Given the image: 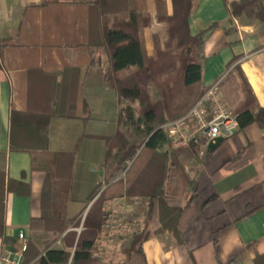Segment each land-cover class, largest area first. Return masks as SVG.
Masks as SVG:
<instances>
[{
  "label": "crops",
  "instance_id": "0c3cea01",
  "mask_svg": "<svg viewBox=\"0 0 264 264\" xmlns=\"http://www.w3.org/2000/svg\"><path fill=\"white\" fill-rule=\"evenodd\" d=\"M121 1L127 6L104 14L93 0H0V264H15L16 253L32 239L39 244L49 240L34 235L30 221L45 206L49 175L43 166L52 168L55 154L77 153L68 167L62 165L69 184L59 193L69 197L65 214L79 216L80 229L117 172L115 158L106 162L105 153L109 138L125 130L118 122L117 92L105 81L110 59L104 28L127 22L131 9L139 22L147 17L139 26L147 58L154 53L155 39L165 36L159 17L173 14L172 0ZM229 5L227 0H191L188 31L192 36L206 31L199 53L201 79L194 90L227 74L222 93L234 112L244 105V86L256 107L264 109V22L244 16L228 21ZM11 110L27 117L51 116L46 150L10 149ZM33 126L15 128L13 137L31 146L45 144L43 136L33 134L37 123ZM200 158L186 167L193 187L184 201H194L184 212L180 241L168 232H151L142 243L146 264H264V130L250 124L215 148L208 145ZM97 185L99 192L88 200ZM138 205L119 196L103 202L101 210L111 206L124 214ZM99 238L96 242L108 244ZM122 259L103 257L101 262Z\"/></svg>",
  "mask_w": 264,
  "mask_h": 264
},
{
  "label": "trees",
  "instance_id": "16d2710c",
  "mask_svg": "<svg viewBox=\"0 0 264 264\" xmlns=\"http://www.w3.org/2000/svg\"><path fill=\"white\" fill-rule=\"evenodd\" d=\"M54 1V0H52ZM50 0V2H52ZM96 8L107 14L113 8L127 6L121 0H93ZM127 1V0H125ZM173 14L171 16H160L159 19L165 24V36L172 50L170 55L166 54L165 61L154 59L158 47L154 50V56L145 57L140 40V23L146 24L147 17L139 22L137 11L129 10V19L125 23L115 24L113 27H105L103 31L104 46L108 49L110 66L105 74L106 83L114 88L119 99L120 109L118 114L119 124H131L135 128L143 129L145 141L142 146L128 143L117 134L109 138L106 148V162L111 160L112 151L115 148L118 155L115 158L118 167L117 173H124L127 179L112 181L104 190V194L91 206L83 220L80 232L68 230L78 227L80 217L68 218L65 214V206L68 196L59 193L69 182L68 167L72 154H55L48 165L43 166L48 172V184L44 188L46 203L42 214L30 221L31 229L42 228L51 232L66 231L63 235L64 247L54 248L47 246L42 252L28 241L23 251V264L33 260L34 264H102L99 259H94L93 249L97 237L101 233L103 223V202L115 197L145 198L147 204L144 214V226L152 223L155 230L150 231L147 227L141 233L133 236L128 248L122 253L123 259L117 264H146L142 243L151 233L172 234L180 241L181 221L187 208H190L193 197L183 206L182 201L186 193L193 187V179L185 170V164L189 157L198 156L199 148L189 146L177 150L165 149L164 145L171 144L170 139L158 127L172 119L186 113L193 103L206 90H194V86L201 79L202 65L200 63V49L203 44L204 34L202 31L194 36L188 31L187 19L191 8V0H172ZM229 20L232 16L245 14L264 22V0H239L228 7ZM215 25H211L210 29ZM209 30V29H208ZM196 44L199 53L194 56L190 54L191 47ZM134 67L127 75H117L122 70ZM179 69V70H177ZM178 71L179 75L173 81L168 78V73ZM167 76V77H166ZM227 74L218 83L219 91L224 101L229 104L227 97L222 93L223 81ZM166 77V79H164ZM168 78V79H167ZM148 84L155 85L160 98L150 102L145 90ZM245 101L242 109L237 113L238 131L250 124H256L264 130V109L256 107L254 97L250 90L244 86ZM180 92L176 101L169 105L168 98L172 92ZM137 103L141 108V114H135L132 103ZM229 106V105H228ZM256 108V109H255ZM22 114L11 110L10 121V149L40 151L46 150L47 128L50 115L37 116ZM164 117V120L161 121ZM37 120V131L33 134L43 136L45 144L31 146L24 141L15 140L14 130L35 128L33 122ZM117 139V141H115ZM139 150V152H137ZM117 153V152H116ZM113 159V158H112ZM65 161L62 163L61 161ZM115 174L113 176H115ZM109 182V179L107 183ZM100 185L94 187L87 196L91 200L100 190ZM187 205V206H186ZM63 233V232H62ZM257 261V258H256ZM112 264V263H104Z\"/></svg>",
  "mask_w": 264,
  "mask_h": 264
},
{
  "label": "rangeland",
  "instance_id": "374dc122",
  "mask_svg": "<svg viewBox=\"0 0 264 264\" xmlns=\"http://www.w3.org/2000/svg\"><path fill=\"white\" fill-rule=\"evenodd\" d=\"M237 1L239 0L232 1L229 4L233 2H237ZM240 16H244L245 18L249 20H257V18H254V16L250 17V16H246L245 14H242ZM240 16H236V17H240ZM233 17L234 16H232V18ZM169 44L170 43H168L166 37H164L163 40L155 39V43H154L155 48L158 47L159 49H157V52L155 56L153 55L154 56L153 58L158 61H165L166 58H168L166 57V54L170 55L172 53V50L169 48ZM198 53H199V48L196 44H194L190 49V54L196 56ZM177 70L172 74L168 73V78L172 77L171 79H173V81L176 80L179 75ZM166 77L164 79H166ZM145 90L147 91L146 95L150 99V102H153L160 98V94L157 92L155 85L148 84ZM179 93H180L179 91L172 92V94L168 98L169 105H171L172 102L174 103L176 101L177 96H181ZM132 107L135 111V114H138V115L141 114L142 108L137 103L135 102L132 103ZM159 118H162L161 121L164 120V117L162 116H160ZM119 125L125 130L124 134L123 133L122 135L117 134L119 137L125 139L128 143H134L137 146L143 145V142L145 141V134L143 133L142 128L141 129L135 128V126L129 123L127 124L120 123ZM104 127H108V125L104 124ZM115 141H117V139H115ZM165 149L177 150L179 149V147H174L172 144H168V145H164V148H162L160 151L163 152ZM111 151H112V158H116L118 155L117 149L113 148L111 149ZM137 152H139V150ZM76 156H77V153H73L70 156L71 162H74L76 160ZM198 159H201L200 155L189 157L188 162H186L185 164V170H186V167L189 165V163L196 162ZM97 173H98L97 171L94 172L93 176H97ZM117 179H122L123 181H125L127 177H125L124 173H117L115 174V176L110 177L109 181L112 182V181H116ZM104 186L106 187L108 186V184L106 183V185ZM189 192L190 190L187 193ZM128 199L138 204L141 202L142 206L138 205L136 208L134 207V209H132L131 212H127L124 214L119 213L117 211L113 212L111 206L108 209H104V213H103L104 227L101 230L99 240H104V242L106 243L108 242V244H102L100 242H96V244L94 245L93 252H92L94 259H99L100 261H102L103 257H106V258L108 257L109 259L113 257V259H116V260L122 259V253L128 248L130 240L133 238L134 235L141 233V231L146 229V227L150 231L155 230L154 224L152 223L149 226L148 224L144 226V220H145L144 214L147 208V204L145 203V198L137 196V197H130ZM184 200H185V196L183 198L182 204L185 203ZM77 229L80 230V227H77ZM68 230H70V228ZM62 232H59L60 234H58L55 231L51 232V231L43 230L42 228H35V229H32V233L34 235L43 234L44 236L45 235L48 236L49 240L47 242H42V244H39L34 239H32L31 242L41 252L47 246L49 247L58 246L57 242H60V245L63 248L64 247V240H63L64 235L63 234L66 231L63 230ZM33 262L34 261L31 260L27 262L26 264H34Z\"/></svg>",
  "mask_w": 264,
  "mask_h": 264
},
{
  "label": "built area",
  "instance_id": "2783aa9c",
  "mask_svg": "<svg viewBox=\"0 0 264 264\" xmlns=\"http://www.w3.org/2000/svg\"><path fill=\"white\" fill-rule=\"evenodd\" d=\"M232 1L235 0H227L228 3ZM218 83L219 81L206 87L186 113L158 127L174 147L196 146L199 148V155H202L210 143H214L218 138H228L238 131L237 113L222 98ZM18 237L24 238L22 231ZM24 250L25 244L16 253L12 263H23ZM1 260L10 263L7 257Z\"/></svg>",
  "mask_w": 264,
  "mask_h": 264
},
{
  "label": "water",
  "instance_id": "95a60500",
  "mask_svg": "<svg viewBox=\"0 0 264 264\" xmlns=\"http://www.w3.org/2000/svg\"><path fill=\"white\" fill-rule=\"evenodd\" d=\"M222 141H223V138H218L214 143L209 144V149L215 148Z\"/></svg>",
  "mask_w": 264,
  "mask_h": 264
}]
</instances>
